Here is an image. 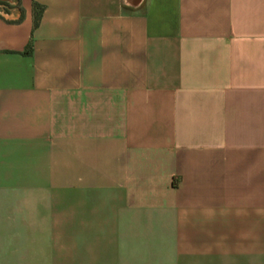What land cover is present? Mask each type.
<instances>
[{"label":"crops","instance_id":"0c3cea01","mask_svg":"<svg viewBox=\"0 0 264 264\" xmlns=\"http://www.w3.org/2000/svg\"><path fill=\"white\" fill-rule=\"evenodd\" d=\"M0 264H264V0L0 8Z\"/></svg>","mask_w":264,"mask_h":264},{"label":"trees","instance_id":"16d2710c","mask_svg":"<svg viewBox=\"0 0 264 264\" xmlns=\"http://www.w3.org/2000/svg\"><path fill=\"white\" fill-rule=\"evenodd\" d=\"M0 4H4V2H2L0 0ZM36 7V6H35ZM4 10H7L6 7H3ZM38 17H39V13H38V10L36 11V8L34 9L33 11V25H35L37 23V20H38Z\"/></svg>","mask_w":264,"mask_h":264},{"label":"rangeland","instance_id":"374dc122","mask_svg":"<svg viewBox=\"0 0 264 264\" xmlns=\"http://www.w3.org/2000/svg\"><path fill=\"white\" fill-rule=\"evenodd\" d=\"M4 2V4H0V8L3 9V7L9 8V6L13 3L14 0H1Z\"/></svg>","mask_w":264,"mask_h":264}]
</instances>
